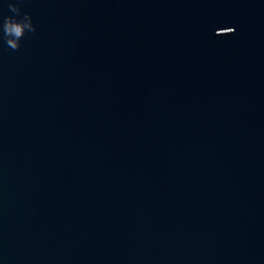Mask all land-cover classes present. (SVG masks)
Returning <instances> with one entry per match:
<instances>
[{"label": "water", "instance_id": "1", "mask_svg": "<svg viewBox=\"0 0 264 264\" xmlns=\"http://www.w3.org/2000/svg\"><path fill=\"white\" fill-rule=\"evenodd\" d=\"M20 7L0 264H264V0Z\"/></svg>", "mask_w": 264, "mask_h": 264}, {"label": "clouds", "instance_id": "2", "mask_svg": "<svg viewBox=\"0 0 264 264\" xmlns=\"http://www.w3.org/2000/svg\"><path fill=\"white\" fill-rule=\"evenodd\" d=\"M22 2L23 0H8V9L13 15L4 16L0 20V32L3 34L6 45L12 50L19 49L20 41L26 32L35 31L31 15L27 12L21 15ZM233 32L234 29L231 33Z\"/></svg>", "mask_w": 264, "mask_h": 264}]
</instances>
